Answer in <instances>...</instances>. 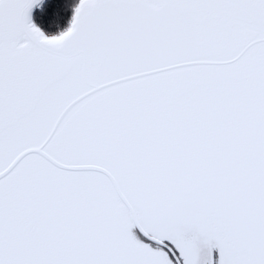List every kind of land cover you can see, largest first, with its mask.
Instances as JSON below:
<instances>
[{"label":"snow or ice","instance_id":"6c2138e0","mask_svg":"<svg viewBox=\"0 0 264 264\" xmlns=\"http://www.w3.org/2000/svg\"><path fill=\"white\" fill-rule=\"evenodd\" d=\"M0 264H264V0H0Z\"/></svg>","mask_w":264,"mask_h":264}]
</instances>
